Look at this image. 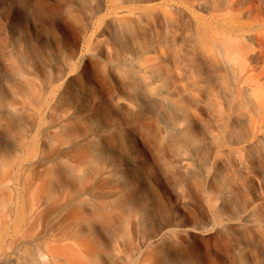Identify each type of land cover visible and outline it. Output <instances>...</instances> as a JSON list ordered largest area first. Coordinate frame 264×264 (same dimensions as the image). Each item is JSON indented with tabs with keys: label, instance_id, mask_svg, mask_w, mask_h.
Instances as JSON below:
<instances>
[{
	"label": "bare ground",
	"instance_id": "obj_1",
	"mask_svg": "<svg viewBox=\"0 0 264 264\" xmlns=\"http://www.w3.org/2000/svg\"><path fill=\"white\" fill-rule=\"evenodd\" d=\"M195 1L211 11V20L198 22L193 29L187 20L181 26L183 65L194 80H199L205 74V61L214 58L224 74L225 81L218 83L219 87L226 83L228 92L224 114L229 126L222 133L220 146L213 141L215 158L220 152L253 157L257 148L264 163V0ZM148 2L106 0V9H118L105 15V23L112 21L142 57L136 69L126 67L111 41L95 37L85 49L87 30L78 44L65 43V61L62 68H56L54 80L50 72L40 79L32 66L13 67L11 97L0 99V264H169L166 259L179 252V244L188 245L187 254L182 263H174L213 264L211 248L223 256L236 253L227 237V225L245 226L257 233L264 229L254 210L245 207L239 216L220 224L207 221L198 228L171 223L146 234L144 219L132 216L125 200L123 179L128 174L118 170L112 160L120 146L114 129L120 115L113 110L130 120L131 109H123L122 99H90L88 106L82 105L83 99H69L74 90V70L67 72L69 64L76 60L85 66L96 50L101 59L95 61L94 69L101 79L113 73L120 81H129L130 87L138 77L145 82L152 81L150 78L157 81L150 64L155 57H143L150 52L143 46L139 25L153 15L164 21L169 12L182 20L190 8L173 0L155 5ZM227 17L252 23L232 20L228 24ZM200 40L205 43L203 48ZM76 80L80 81L79 77ZM161 101L166 104L167 98ZM77 102L81 105L76 106ZM235 120L247 124L246 137L237 136ZM82 122L88 127L79 132ZM134 122L150 136V124ZM171 124L179 131L175 121ZM165 143L164 138L157 141L160 146ZM167 144L170 148L166 152L175 153L178 143ZM176 150L188 170L194 162L191 150ZM107 155L109 162L98 169L99 160ZM100 228L109 233L107 238L101 237ZM200 242L207 252L201 250Z\"/></svg>",
	"mask_w": 264,
	"mask_h": 264
},
{
	"label": "rangeland",
	"instance_id": "obj_2",
	"mask_svg": "<svg viewBox=\"0 0 264 264\" xmlns=\"http://www.w3.org/2000/svg\"><path fill=\"white\" fill-rule=\"evenodd\" d=\"M148 1V5L171 2ZM173 1L190 8L187 17L178 20L169 12L164 21L153 15L143 18L139 25L143 46L150 52L143 57H155L150 64L157 81L150 78L154 82H145L138 77L135 86L130 87L129 81H120L113 73L105 80L101 79L94 69L95 61L101 59L96 50L85 66L76 60L69 64L67 72L74 70V90L69 99H83L85 106L90 99H122L123 109H131L130 120H124L123 114L113 110L114 114L120 115L114 127L120 146L112 160L118 170L128 174L123 179L125 200L133 212L130 214L144 219L146 234L171 223L198 228L204 227L207 221L220 224L227 218L239 216L245 207L252 208L254 217L264 225V163L258 157V149H253V157L220 152L215 158V142L220 146L222 133L229 126L224 114L228 92L226 83L222 88L218 84L225 81L219 64L208 57L204 63L205 74L199 80H194L183 65L181 26L188 21L189 29H193L198 22L211 20V11L203 9L195 0ZM116 9V6L106 9V0H0V99L11 97L14 66L22 69L32 66L40 79L50 72L54 80L56 68H62L61 63L65 61V43L78 44L86 30L85 49L95 37L111 41L112 47L124 57L126 67L136 69L137 61L142 57L131 39L119 34L112 21L105 23V15ZM232 20L252 23L238 17H227L225 23ZM204 45L200 40L199 46L203 48ZM142 75L150 76L148 73ZM166 98L168 102L163 104L161 99ZM80 105L77 102L76 106ZM134 121L150 124V136ZM171 121H175L179 131L172 128ZM233 125L238 137H246L244 121L235 120ZM87 127L82 122L78 131ZM3 138L9 140L8 136ZM163 138L165 145H158L157 141ZM170 142H177L176 148L191 150L194 162L188 170L183 168L176 148V154L166 152ZM109 157L100 159L96 167L99 169L108 163ZM66 174L70 173L66 171ZM226 227L227 237L231 247H236V253L223 256L211 248L213 264H256L258 260L261 261L259 264H264V229L257 233L245 226L229 224ZM100 229L101 237L107 238L109 233ZM132 238L136 242L135 236ZM187 246L179 244V252L168 256L166 262L182 263ZM200 247L207 252L201 242Z\"/></svg>",
	"mask_w": 264,
	"mask_h": 264
}]
</instances>
